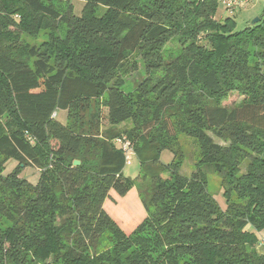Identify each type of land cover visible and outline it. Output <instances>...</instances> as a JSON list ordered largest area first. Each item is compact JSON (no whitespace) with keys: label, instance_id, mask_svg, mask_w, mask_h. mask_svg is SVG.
<instances>
[{"label":"trees","instance_id":"1","mask_svg":"<svg viewBox=\"0 0 264 264\" xmlns=\"http://www.w3.org/2000/svg\"><path fill=\"white\" fill-rule=\"evenodd\" d=\"M82 1L77 17L45 0H0V194H14L0 201L12 223L0 231V264H264V12L239 31L242 7L219 0ZM220 6L228 17H215ZM37 19L68 25L85 42L81 53L67 42L15 45L10 30L26 33ZM180 30L184 49L171 55ZM130 58L146 77L127 95ZM233 90L245 99L229 108ZM180 122L204 152L191 177L181 151L162 141ZM125 138L149 182L146 217L129 234L104 208L112 191L126 197L139 182L124 174ZM166 150L174 157L164 164ZM32 167L41 173L34 185L20 177ZM208 175L221 177L227 210Z\"/></svg>","mask_w":264,"mask_h":264},{"label":"rangeland","instance_id":"2","mask_svg":"<svg viewBox=\"0 0 264 264\" xmlns=\"http://www.w3.org/2000/svg\"><path fill=\"white\" fill-rule=\"evenodd\" d=\"M48 4L58 10L62 14L69 13V11H73V13L79 17L82 14L83 7L85 5L82 0H45ZM264 12V0H250V3L246 6L238 9L234 16L237 22V29L242 31V29L246 28L256 17L262 16ZM105 10L99 8L97 10V14L103 15ZM230 11H225L224 6H220L217 15L215 16L217 19L222 17H228ZM197 21V24H203V18L194 19ZM35 26V29H32V26ZM193 25V22H192ZM188 26H191L189 24ZM186 28V27H184ZM68 25H64L63 23L50 21L48 19H37L30 25V30L24 32H20L19 30H10L14 32L15 39L13 43L19 48L24 49L26 46H33L38 48H46L52 49L54 46L60 42H67L74 50L75 57L83 50L85 46V42L81 37L70 34L72 29ZM182 30V29H181ZM180 30L181 34L175 39H172L167 44V52L171 55H175L184 49L182 45V38L184 39L183 32ZM31 31V33H30ZM13 43H5L6 46H9ZM133 62L130 71V75L125 76V84L123 86V92L127 95L133 93L136 90L137 84H139L145 77V68L143 61L140 58L132 59ZM245 99L239 91L233 90L228 96V99L223 102V105L229 108L232 106L239 105ZM97 107L103 111L104 114L107 113V109L102 100H99ZM63 123H66V113L60 112L58 117ZM7 121L6 117L2 118V122ZM215 143L221 144L223 146H230L229 141H224L223 139H219L216 136L212 135ZM166 144L171 145L176 149L180 150L183 154V164H182V175L186 177H191L194 171L196 170V164L201 160V157L204 156V152H202L201 143L195 137H191L189 133L184 129L182 123H178L177 127V135L175 138L168 139L163 138ZM119 145V144H118ZM162 162L167 164L172 161L174 155L166 150L162 153ZM17 166L16 162H9L6 166L5 171L2 173L4 176L9 175ZM247 164L243 166L242 174L246 171ZM20 177L26 179L30 184L38 183L41 173L36 168H24L20 173ZM126 177H129L133 182H137L140 178L141 168L138 159L133 156L130 163L126 165L125 172ZM207 185L210 193L214 195V198L218 204V206L222 210H227L228 205L226 202V197L221 189L222 187V179L218 175H208ZM149 187V182L139 180L136 183L135 187L127 194L126 197H120L115 192L110 193V198L105 202L104 208L116 222L121 229L129 234L135 230V228L142 222V220L146 217V210L143 207V198L142 192ZM15 192V191H14ZM5 196H14L13 191L9 188L5 187L3 194H0V201L3 202L4 195ZM12 226V223L6 219L4 216H0V231L2 233H6L7 229ZM264 236V230L258 232V239ZM103 243H107V236L103 237ZM257 252L264 253V249H257Z\"/></svg>","mask_w":264,"mask_h":264},{"label":"built area","instance_id":"3","mask_svg":"<svg viewBox=\"0 0 264 264\" xmlns=\"http://www.w3.org/2000/svg\"><path fill=\"white\" fill-rule=\"evenodd\" d=\"M219 1L223 3L228 8V10H233L237 7L241 8L250 3V0H219ZM53 116H55V114ZM117 142L122 146L127 156V162L130 163L132 157L134 156L131 143L128 142L126 138L123 140H118Z\"/></svg>","mask_w":264,"mask_h":264},{"label":"crops","instance_id":"4","mask_svg":"<svg viewBox=\"0 0 264 264\" xmlns=\"http://www.w3.org/2000/svg\"><path fill=\"white\" fill-rule=\"evenodd\" d=\"M60 112L58 113V116H59ZM257 249H264V236H261V238L259 239V244L257 246ZM260 254H264V253H261L259 252Z\"/></svg>","mask_w":264,"mask_h":264},{"label":"water","instance_id":"5","mask_svg":"<svg viewBox=\"0 0 264 264\" xmlns=\"http://www.w3.org/2000/svg\"><path fill=\"white\" fill-rule=\"evenodd\" d=\"M259 20H260V18H259V17H256V18L252 21V25H255V23H257ZM75 164L79 165L80 162H79V161H76Z\"/></svg>","mask_w":264,"mask_h":264}]
</instances>
